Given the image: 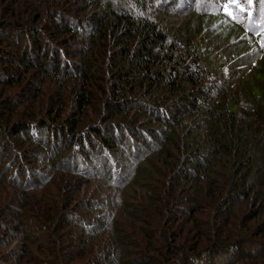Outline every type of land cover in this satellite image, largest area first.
I'll list each match as a JSON object with an SVG mask.
<instances>
[{
    "label": "trees",
    "instance_id": "trees-1",
    "mask_svg": "<svg viewBox=\"0 0 264 264\" xmlns=\"http://www.w3.org/2000/svg\"><path fill=\"white\" fill-rule=\"evenodd\" d=\"M227 2L0 0V264H264V4Z\"/></svg>",
    "mask_w": 264,
    "mask_h": 264
},
{
    "label": "snow or ice",
    "instance_id": "snow-or-ice-1",
    "mask_svg": "<svg viewBox=\"0 0 264 264\" xmlns=\"http://www.w3.org/2000/svg\"><path fill=\"white\" fill-rule=\"evenodd\" d=\"M192 2V0H190ZM264 4V0H243V5H241L240 0H228L226 4L223 5L224 14L229 18L239 19L240 16H248L250 21H255L257 19L256 8L258 5ZM251 9V11H249ZM253 32L255 34V28L253 27ZM260 46L264 47V38L260 41Z\"/></svg>",
    "mask_w": 264,
    "mask_h": 264
},
{
    "label": "rangeland",
    "instance_id": "rangeland-1",
    "mask_svg": "<svg viewBox=\"0 0 264 264\" xmlns=\"http://www.w3.org/2000/svg\"><path fill=\"white\" fill-rule=\"evenodd\" d=\"M98 183H99L98 181H94V182H93V185L96 186V185H98ZM91 188H92V186H91ZM93 189H94V188H93ZM252 249H255V248H252Z\"/></svg>",
    "mask_w": 264,
    "mask_h": 264
}]
</instances>
